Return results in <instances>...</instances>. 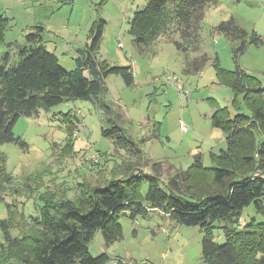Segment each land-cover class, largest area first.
I'll return each mask as SVG.
<instances>
[{
  "label": "rangeland",
  "instance_id": "374dc122",
  "mask_svg": "<svg viewBox=\"0 0 264 264\" xmlns=\"http://www.w3.org/2000/svg\"><path fill=\"white\" fill-rule=\"evenodd\" d=\"M49 2L61 28L57 34L64 44L59 48L58 58L65 69L77 68L79 49L92 43L89 30L94 23H100L103 37L94 52L97 61L108 68L134 64L135 81L129 86L122 75L109 74L106 91L97 103L70 101L16 123L15 136L25 145H0L4 175L12 176V181L5 183L0 199V240L3 223L10 224L11 219L10 233L14 237L24 229L29 217L39 214L43 206L40 197L48 189L57 195L65 193L66 198L73 200L82 180L91 185L103 183L114 178V171H121L125 163L132 162L139 166L132 173L159 176L161 188L166 190L168 177L175 170L187 171L198 160L211 167L210 153L217 154L226 146L212 126L215 111L212 105L227 108L231 114H252L242 96L233 105L236 95L231 87L220 84L217 67L226 72L243 71L264 83V42L260 46L249 45L239 58L236 51L254 33L264 41V0H213L202 21V45L191 55L193 58L206 54L211 60L203 72L193 74L186 68L189 57L171 41L159 38L146 46L134 41L130 33L132 20L148 0H22L19 5L31 14L33 7L28 5L40 10ZM232 20L240 23L247 36H228L216 30ZM23 34L18 28L8 31L6 43L0 46V57L6 51L15 53L8 43L17 40L22 44ZM51 44L55 42L48 43L52 52L55 45ZM171 77L180 81L185 92L180 93L171 84ZM106 107L122 116L123 122L119 124L126 130L128 146L122 147L115 139L103 135L102 129L110 128ZM112 117L117 119L116 115ZM73 126L76 135L70 130ZM96 154L100 159L93 164L92 157ZM148 190L146 180L143 196ZM260 217L251 205L243 212L239 224L246 225L254 218L261 221ZM121 223L123 239L107 246L98 236L90 245L93 256L107 253L110 257L107 264H118L119 260L127 264H205V231L199 227L176 225L160 212H150L148 217L135 221L123 215ZM214 238L219 244L226 241L220 228L214 230Z\"/></svg>",
  "mask_w": 264,
  "mask_h": 264
},
{
  "label": "trees",
  "instance_id": "16d2710c",
  "mask_svg": "<svg viewBox=\"0 0 264 264\" xmlns=\"http://www.w3.org/2000/svg\"><path fill=\"white\" fill-rule=\"evenodd\" d=\"M212 2L148 0L135 13L130 33L139 46L159 38L171 41L189 57L187 72L201 73L210 57L191 55L202 45V21ZM11 26V20L0 14V46L6 43ZM216 30L228 36H247L235 20L219 25ZM45 36L44 28L34 27L25 35L23 44H8L10 50L15 48V53L6 51L0 57V145H25L14 133L21 118L39 116L43 110L50 111L70 101L97 103L106 91L109 74L122 75L129 86L135 81L132 66L108 68L97 61L94 52L103 37L100 23L90 28L92 43L86 49H79L74 70L65 69L58 56L47 49ZM263 42L254 33L251 40L240 43L237 57L249 45L260 46ZM217 74L221 85L233 89L236 95L233 105L242 96L252 114H231L227 108L212 105L215 110L212 126L223 132L226 148L217 154L210 153L211 167L198 160L187 171L175 170L168 177L166 190L161 188L159 176L132 173L139 167L132 162L125 163L121 171H114V178L103 183L91 185L82 180L73 200L66 198L65 193L57 195L48 189L40 197L43 206L39 214L25 221L18 236L10 233L11 219L10 224H2L0 264H107L109 255L93 256L91 243L98 236L107 246L122 240L121 217L135 221L138 217H148L150 212H160L176 225L205 231V264H264V83L243 71L226 72L217 67ZM106 109L110 128H103V135L115 139L122 147L128 146L126 130L119 124L123 122L122 116L112 108ZM73 127L70 130L74 133L76 127ZM4 173L0 163V199L5 183L12 181V176ZM119 175L122 177L117 178ZM146 180L149 190L143 196ZM251 205L262 221L254 218L241 226L240 218ZM217 228L223 230L226 239L223 244L215 241ZM118 264L127 263L119 260Z\"/></svg>",
  "mask_w": 264,
  "mask_h": 264
},
{
  "label": "crops",
  "instance_id": "0c3cea01",
  "mask_svg": "<svg viewBox=\"0 0 264 264\" xmlns=\"http://www.w3.org/2000/svg\"><path fill=\"white\" fill-rule=\"evenodd\" d=\"M25 1L29 2L32 0H25ZM34 1L40 2L41 0H34ZM44 1H47V0H44ZM54 1H56V0H54ZM21 2H22V0H0V14L5 15L7 18H9L11 20L12 26H11V29L9 31L18 28L24 33L23 35L25 37L27 31H29L30 29H33L34 27L44 28L45 35H46L45 36L46 47L48 49V46H49L48 43L55 42V44H51V47H53V45H55L54 50L52 52H54L58 56V53H59L58 51H60L59 48H60V46L62 47V44H64V42L62 41L60 36H58V34H57V33H60L61 28H58V21L54 17L56 11H52L53 7L51 6V3L49 2L46 5H42L40 10H38L37 7L34 5H28V6L33 7L32 13L28 14L27 11H25V9H23V6H20ZM24 11H25V13H24ZM56 39H58L59 41ZM60 41L62 42L61 44H59ZM17 42L18 41L16 40L15 42H10V43H12V44L16 43L17 44ZM133 68H134V70H136L135 65H133ZM85 74H88V73L85 72ZM218 132H219V137L221 138V140L225 141V136H224L223 132H220L219 130H218ZM74 134H75V132H74ZM225 144H226V142H225ZM224 148H222V149H224ZM260 218L262 221V217H260Z\"/></svg>",
  "mask_w": 264,
  "mask_h": 264
},
{
  "label": "built area",
  "instance_id": "2783aa9c",
  "mask_svg": "<svg viewBox=\"0 0 264 264\" xmlns=\"http://www.w3.org/2000/svg\"><path fill=\"white\" fill-rule=\"evenodd\" d=\"M133 65L134 64H132V68H133ZM133 70H134V68H133ZM170 82H171V84L175 85L178 88V90H179L180 93L185 92L184 86L180 83V81L178 79H176L175 77H171L170 78ZM185 94L188 97L190 96L189 92H186ZM98 158L100 159V157H99L98 154L93 155V157H92L93 164H97V162L99 161Z\"/></svg>",
  "mask_w": 264,
  "mask_h": 264
},
{
  "label": "clouds",
  "instance_id": "9594fccd",
  "mask_svg": "<svg viewBox=\"0 0 264 264\" xmlns=\"http://www.w3.org/2000/svg\"><path fill=\"white\" fill-rule=\"evenodd\" d=\"M132 66V65H131Z\"/></svg>",
  "mask_w": 264,
  "mask_h": 264
}]
</instances>
